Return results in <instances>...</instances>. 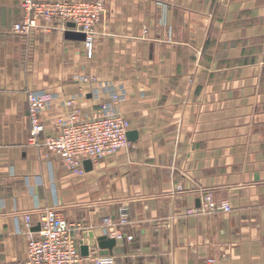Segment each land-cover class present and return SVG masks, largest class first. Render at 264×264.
<instances>
[{
  "label": "crops",
  "instance_id": "0c3cea01",
  "mask_svg": "<svg viewBox=\"0 0 264 264\" xmlns=\"http://www.w3.org/2000/svg\"><path fill=\"white\" fill-rule=\"evenodd\" d=\"M21 1L0 0V264L25 260L23 216L36 233L47 208L78 242L126 211L132 240L106 236L110 254L82 264H264V0H102L91 59L67 25L15 33ZM31 92L52 97L41 139L70 99L84 114L116 101L136 138L75 175L29 143ZM206 191L230 212L187 214Z\"/></svg>",
  "mask_w": 264,
  "mask_h": 264
},
{
  "label": "built area",
  "instance_id": "2783aa9c",
  "mask_svg": "<svg viewBox=\"0 0 264 264\" xmlns=\"http://www.w3.org/2000/svg\"><path fill=\"white\" fill-rule=\"evenodd\" d=\"M20 13L19 21L13 26L15 33L25 38L32 37L38 29V21L62 26L72 24L71 30L84 34L86 57L92 58L94 29L104 13L102 0H22ZM87 80L90 79H81L83 82ZM51 101L52 97L44 92L28 94V141L35 146L41 143L48 152L59 156L69 172L81 176L85 173L84 161L97 163L129 146L127 134L130 124L118 110L116 101L115 106H103L101 111L84 114L75 106L74 99L67 100L64 102L66 117L50 123L57 129V134L41 139L45 126L40 115ZM177 190L180 191V188ZM230 210L227 202H216L212 193L206 191L201 196L200 208L188 210L187 214L228 213ZM23 218L27 235L26 258L14 264H82L80 244L75 236L81 229L80 224H69L55 208H47L41 212L39 230L34 233L30 231V214H25ZM126 223V211L121 210L118 223H112L108 218L103 219L102 231L105 236L116 240H132L131 236H124L118 228ZM112 263L110 257H102L93 264ZM207 263L215 264V260L210 259Z\"/></svg>",
  "mask_w": 264,
  "mask_h": 264
},
{
  "label": "water",
  "instance_id": "95a60500",
  "mask_svg": "<svg viewBox=\"0 0 264 264\" xmlns=\"http://www.w3.org/2000/svg\"><path fill=\"white\" fill-rule=\"evenodd\" d=\"M68 28H73L72 24L67 25ZM67 38L75 39L79 41H84L85 36L81 33L75 32H67ZM135 132H128L127 139L128 141H133L136 138ZM83 168L85 171H90L92 169V164L89 160L83 162ZM39 230V226L36 228V231ZM80 244V254L83 258H87L89 255V249H97L99 256H108L110 251L115 245L114 239H108L106 236H102L99 238H94L92 233L83 232L81 235Z\"/></svg>",
  "mask_w": 264,
  "mask_h": 264
}]
</instances>
